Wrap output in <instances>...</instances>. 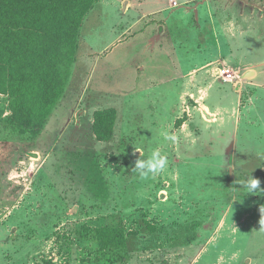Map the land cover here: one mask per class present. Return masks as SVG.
<instances>
[{
  "label": "rangeland",
  "instance_id": "1",
  "mask_svg": "<svg viewBox=\"0 0 264 264\" xmlns=\"http://www.w3.org/2000/svg\"><path fill=\"white\" fill-rule=\"evenodd\" d=\"M247 70L264 72V0L97 1L38 132L0 93V264H264V193L237 183L264 189V76ZM153 150L167 166L141 180Z\"/></svg>",
  "mask_w": 264,
  "mask_h": 264
},
{
  "label": "trees",
  "instance_id": "2",
  "mask_svg": "<svg viewBox=\"0 0 264 264\" xmlns=\"http://www.w3.org/2000/svg\"><path fill=\"white\" fill-rule=\"evenodd\" d=\"M99 0H0V93L13 120L38 132L72 74L82 24ZM116 113H95L99 140L113 135ZM104 247L125 242L118 228L99 229ZM106 234L107 239L103 236Z\"/></svg>",
  "mask_w": 264,
  "mask_h": 264
},
{
  "label": "clouds",
  "instance_id": "3",
  "mask_svg": "<svg viewBox=\"0 0 264 264\" xmlns=\"http://www.w3.org/2000/svg\"><path fill=\"white\" fill-rule=\"evenodd\" d=\"M160 135H162L165 140H171L173 142L176 140V136L168 131H162ZM167 163V157L162 155L158 150L151 151L146 158L140 153V157L135 160L131 172L139 179L144 180L149 177V174L155 176L161 173L166 168ZM237 183L242 186L240 189H245L249 193L257 191L264 193V189L260 188V180L253 178L252 175L247 179L238 180ZM260 211L264 214V207H261ZM259 223L261 227L264 228V217L260 219Z\"/></svg>",
  "mask_w": 264,
  "mask_h": 264
},
{
  "label": "crops",
  "instance_id": "4",
  "mask_svg": "<svg viewBox=\"0 0 264 264\" xmlns=\"http://www.w3.org/2000/svg\"><path fill=\"white\" fill-rule=\"evenodd\" d=\"M256 53H258V52H256ZM262 54H259V56L257 55L255 58H253V60H255V59H260V58H262V56H261ZM260 57V58H259ZM248 60H251L250 58L248 59ZM247 63H249V62H247ZM248 71V70H247ZM252 72V74H249V73H251ZM246 75L247 76H255V78H256V81L254 82V84H256V85H259V84H261V83H256L257 82V80L260 78V76H264V72L262 73V72H260L259 70H256V71H248V72H246Z\"/></svg>",
  "mask_w": 264,
  "mask_h": 264
},
{
  "label": "built area",
  "instance_id": "5",
  "mask_svg": "<svg viewBox=\"0 0 264 264\" xmlns=\"http://www.w3.org/2000/svg\"><path fill=\"white\" fill-rule=\"evenodd\" d=\"M220 71L228 80H234L236 78V74L232 73L230 68H223Z\"/></svg>",
  "mask_w": 264,
  "mask_h": 264
},
{
  "label": "water",
  "instance_id": "6",
  "mask_svg": "<svg viewBox=\"0 0 264 264\" xmlns=\"http://www.w3.org/2000/svg\"><path fill=\"white\" fill-rule=\"evenodd\" d=\"M249 74H252V72H251V73H249Z\"/></svg>",
  "mask_w": 264,
  "mask_h": 264
}]
</instances>
